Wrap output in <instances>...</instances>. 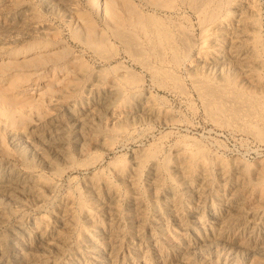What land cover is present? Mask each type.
Returning a JSON list of instances; mask_svg holds the SVG:
<instances>
[{"label": "bare ground", "instance_id": "obj_1", "mask_svg": "<svg viewBox=\"0 0 264 264\" xmlns=\"http://www.w3.org/2000/svg\"><path fill=\"white\" fill-rule=\"evenodd\" d=\"M138 1L132 19L115 15L101 36L90 35L86 49L97 61L90 98L56 101L38 125L7 133L0 264H150L148 251L161 254L175 241V260L159 264L264 259V0ZM41 2L54 12L71 0ZM20 4L0 0V42L17 45L30 34L26 23L39 18L35 8L18 12ZM159 93L193 96L208 123L263 147L247 158L189 135ZM153 125L170 127L168 139L130 146L98 168L100 153ZM79 169L82 188L70 183L63 193V176ZM54 247L59 261L41 252Z\"/></svg>", "mask_w": 264, "mask_h": 264}, {"label": "rangeland", "instance_id": "obj_2", "mask_svg": "<svg viewBox=\"0 0 264 264\" xmlns=\"http://www.w3.org/2000/svg\"><path fill=\"white\" fill-rule=\"evenodd\" d=\"M32 8L37 10L39 18L26 23L25 29L30 34L22 35L25 39L17 45L8 41L0 42V153L8 146L7 133L10 129L22 130L30 125H38L39 121L53 112L56 101L61 104L67 103L75 93L81 94L86 101L90 98L91 94L87 90L90 79L88 73L97 65L95 56L86 49L91 33L96 31L101 36L104 29L116 21L115 15L132 19L141 9L138 0H71L69 5L61 6L52 12L42 6L41 0H21L16 10L23 14L30 12ZM258 16L259 32L264 42V1L258 7ZM33 25L37 27L36 32H33L36 28ZM39 43H47L50 47L38 50L35 46ZM28 46H33L30 53L19 56L18 54H22L23 51L18 50L26 49ZM79 67L87 71H82L81 74ZM84 74H87V77L83 76ZM140 75L143 78L142 84L148 87L149 78L142 73ZM159 94L174 110L182 127L189 128V135L213 142L224 152H236L247 158L255 155L263 147L245 134L208 123L193 96L181 98L170 93ZM110 121V118H103V125H109ZM133 133L132 137L126 139L127 144L118 146L113 152L100 153L99 159L103 160V163L98 165L99 169L105 167V161L115 156L120 154L127 156L130 146L146 144L160 138L168 139L170 127L155 125L148 129L139 127ZM85 176V169L64 175L61 180L63 193L70 183L82 188ZM51 212L57 213V209L53 208ZM173 228L179 229L176 225ZM132 241L136 242L134 236ZM180 244L181 241L170 242V248L165 247L161 254L151 251H148L147 255L146 252L140 254L147 256L150 264L172 262L176 258L175 246ZM41 252L47 258L54 257L58 261L61 257V250L58 247ZM238 264H264V259L256 255H246Z\"/></svg>", "mask_w": 264, "mask_h": 264}]
</instances>
